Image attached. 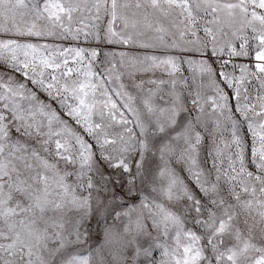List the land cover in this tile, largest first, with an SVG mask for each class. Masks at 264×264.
<instances>
[{
	"label": "snow or ice",
	"instance_id": "6c2138e0",
	"mask_svg": "<svg viewBox=\"0 0 264 264\" xmlns=\"http://www.w3.org/2000/svg\"><path fill=\"white\" fill-rule=\"evenodd\" d=\"M257 10H264V0H0V33L17 37L0 39V72L5 73L0 75V264H93L92 252L100 256L104 245L88 254L77 253L74 246L92 238L90 221L105 225L103 236L109 243L115 222L122 218L128 220L120 233L122 242L111 260L102 264H264V96L256 97L259 112L256 104L237 101L252 133L251 153L258 172L245 167L244 142L233 120L238 163L230 158L223 169L214 161L207 174L190 167L197 191L165 164L158 175L167 177L166 186L153 188L155 196H141L137 182L148 181L147 156L154 148L161 160L168 155L197 165L196 152L204 139L201 130L211 134L200 92L190 93L191 108L176 91L167 100L160 96L164 106L145 99L143 114L131 106L133 97L125 93L129 104L122 107L133 113L134 120L118 113L110 98L96 120L97 84L90 79L95 75L90 62L84 80L68 79L81 73L79 67L68 66L66 53H74L79 63L85 50L61 49L45 55L47 46L41 52L36 44L18 39L61 30L73 38L83 33L85 39L136 44L153 31L167 34L162 21H168L181 39L190 35L195 38L192 43L206 47L197 26L210 16L202 30L211 42L237 23L256 32L253 22L258 21L256 59L264 61V12ZM85 14L95 21L107 17L103 36L97 24H84ZM74 23L84 27L74 30ZM89 27L97 31H85ZM157 39L163 41L164 36ZM98 55L93 49L90 61ZM144 60L169 76L180 70L172 58ZM256 67L264 73V63ZM199 70L209 75L213 71L202 61ZM170 82L175 89L176 80ZM41 91L47 101L38 95ZM236 95L239 98V89ZM220 100L222 104L213 100V105L227 108V97L221 95ZM104 109L110 122L105 121ZM249 112L261 121L253 123ZM113 122L123 125L121 132L109 131ZM217 154H222L219 148ZM159 196L171 206L158 203ZM121 199H139L140 204L117 211L123 207L117 203ZM188 219L197 230L186 227ZM157 250L159 260L154 256Z\"/></svg>",
	"mask_w": 264,
	"mask_h": 264
},
{
	"label": "rangeland",
	"instance_id": "374dc122",
	"mask_svg": "<svg viewBox=\"0 0 264 264\" xmlns=\"http://www.w3.org/2000/svg\"><path fill=\"white\" fill-rule=\"evenodd\" d=\"M264 12V10H257ZM84 24L92 25L97 24L99 26L100 35L103 36L107 17H103L99 21H95L90 18L89 14H85ZM211 17H205L203 21H200L197 26V35L204 43H192L195 38L190 35L185 36L183 39L179 36V30L173 27L168 21H162L163 26L168 30L167 34L150 32L147 37H142L136 44H118V43H106L102 39L96 40L92 36L87 39L84 38L81 33L79 38H73L71 35L62 33L61 30H56L55 35H45L43 37H23L18 38L21 43H33L36 44L41 52H44L45 46L48 51L44 52L45 55L50 54L53 50L61 49H84L85 56L84 61L77 62V58L74 53L67 52L66 55L69 59V67L73 69L79 67L80 75L69 77V82L73 78L84 80L82 75L88 71L89 62L92 72L95 74L90 79L93 83L97 84L95 93V100L97 101V115L94 119H99V110L103 109V102L109 98L116 102L117 112L123 113L124 117L129 120H134L133 113L127 111L122 105L129 104L128 96L133 97L131 106L138 109L141 114L144 112L143 100L151 98V102L154 106H164L160 100V96H163L165 100L169 99V94L172 91L181 93L188 107H192L190 104V93L193 91H199L201 94V103L205 110V119L207 121V127L211 130V134L207 131L201 130L203 141L199 145L196 157L197 165H191L188 160H177L175 157L172 159L168 155H165L163 160L160 158V154L154 148L147 156V168L149 179L146 183L141 184L137 182L138 188L141 190V196H155L152 192L153 188H162L167 184V177H161L158 175L159 171L167 164L168 168L175 170L181 180L187 184L193 191H197V186L194 184V178L189 171L191 167L193 171L196 167L205 174L209 170H212V164L215 161L217 167L227 169L230 163V158L233 161H237L238 158L235 155L239 149L236 148L233 140V132L238 129L239 136L244 142V163L245 167L254 172H258L256 168V161L254 160L251 148L253 145L252 133L248 129V121L244 119L241 113L237 110L238 99L240 104L251 102L256 104V111H260L259 103L257 102V95L264 96V73H260L256 67L258 63H264V61H258L256 59V53L259 50V41L256 37L259 34L260 25L258 21H254L253 25L257 31L253 32L252 26H246L242 24H235L230 28H225L224 33H217V39L215 42L207 41L203 32V26L207 20ZM210 26V25H209ZM83 24L74 23L73 29L83 28ZM85 31L95 32L96 28L89 27ZM163 35V41L157 39L158 36ZM17 38L10 37L0 33V39ZM148 44L149 47H141L140 44ZM176 45V46H173ZM95 49L99 55L94 61H90V53ZM195 49H203L198 51ZM215 49V50H213ZM235 52H244L246 55H235ZM145 57H158L159 59L172 58L178 62L179 72L169 76L168 72L163 68H151L150 61H145ZM135 58V59H134ZM192 61V64H189ZM204 62L212 68V74L200 72L199 63ZM149 69V70H145ZM62 70V69H61ZM49 72L52 70L49 69ZM0 75L5 73L0 72ZM11 75V73H8ZM227 77V79H225ZM19 79V75L17 74ZM176 80L175 89L172 88L171 80ZM165 81L164 84H159V81ZM151 81H156L152 83ZM187 82V83H185ZM31 87V85H30ZM217 87L220 91H217ZM237 89L240 91L239 98L237 97ZM107 92V95L104 93ZM120 93V95H116ZM153 93H155L153 95ZM41 99L47 101L45 93L38 92ZM225 95L227 97L228 107L225 109L217 108L213 105L212 101L216 100L218 104H222L220 96ZM53 107L57 111H61L57 104H53ZM105 111V121L110 122L107 116V109ZM196 114V113H194ZM248 115L252 117L253 123H259L261 118L255 116L252 112ZM231 117V119H230ZM119 118V116H118ZM219 120L217 126L216 121ZM233 120L236 121V129L233 128ZM72 127L76 129L81 135L83 131L79 126L72 123ZM123 125L115 124L113 122L112 128L109 129L112 133L121 132ZM13 135H16L13 133ZM84 139L89 142L91 139L88 136H84ZM182 144V142H178ZM225 145H228L227 147ZM258 146V145H257ZM217 148L221 150V155L217 154ZM213 175L215 172L213 170ZM71 182V181H70ZM197 194H199L197 192ZM157 202L164 204L166 207L171 206V202L164 199L163 196L157 198ZM123 205L121 209L117 211H127L133 205H139V199H121L117 201ZM183 204V201L180 202ZM175 210V209H173ZM132 220H135L133 215ZM92 238L87 239L84 243L75 245V251L80 254H88L90 250L100 249L101 245H104L103 249H100V256H97L93 251V264H102L103 260L110 261L111 254L119 248L122 237L121 230L123 226L128 223L126 218H122L120 221H116L114 227L116 232L113 234L111 241L105 244L103 231L104 224L97 225L95 221H90ZM109 224L112 221L109 220ZM186 227L197 230L188 219ZM99 233V235H96ZM155 234V233H154ZM157 260L161 257L159 250L154 253Z\"/></svg>",
	"mask_w": 264,
	"mask_h": 264
}]
</instances>
